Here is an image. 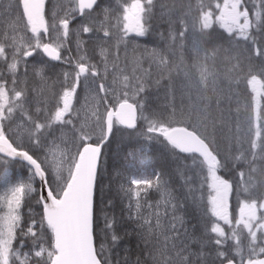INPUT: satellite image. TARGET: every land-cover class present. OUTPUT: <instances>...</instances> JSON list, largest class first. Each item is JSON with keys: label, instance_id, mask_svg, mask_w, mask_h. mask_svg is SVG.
<instances>
[{"label": "snow or ice", "instance_id": "obj_1", "mask_svg": "<svg viewBox=\"0 0 264 264\" xmlns=\"http://www.w3.org/2000/svg\"><path fill=\"white\" fill-rule=\"evenodd\" d=\"M0 264H264V0H0Z\"/></svg>", "mask_w": 264, "mask_h": 264}, {"label": "trees", "instance_id": "obj_2", "mask_svg": "<svg viewBox=\"0 0 264 264\" xmlns=\"http://www.w3.org/2000/svg\"><path fill=\"white\" fill-rule=\"evenodd\" d=\"M126 143V140L124 142H121L119 140L114 141L113 144L110 147V150H106L107 152V164L109 171H113V166L118 165L122 158H123V151L124 144ZM149 162L154 163H163V156L161 152L159 151V146H157V149H154L153 157L150 158ZM152 169L151 168H145L144 166H140L139 168L134 169V171L131 174L128 175H137L140 176V174H151ZM127 175V176H128ZM144 176V175H143ZM108 180H105V184H108ZM119 186V182L113 183V195L115 194V189ZM127 186V185H125ZM117 205H119V200L117 199ZM117 212H119V207L117 208ZM130 247L132 249H135V243L133 242ZM134 258V256H133Z\"/></svg>", "mask_w": 264, "mask_h": 264}, {"label": "rangeland", "instance_id": "obj_3", "mask_svg": "<svg viewBox=\"0 0 264 264\" xmlns=\"http://www.w3.org/2000/svg\"><path fill=\"white\" fill-rule=\"evenodd\" d=\"M143 175H144V176H148L147 174H146V175H145V174H140V176H143ZM127 178H128V179H131L132 176H131V175H128Z\"/></svg>", "mask_w": 264, "mask_h": 264}]
</instances>
